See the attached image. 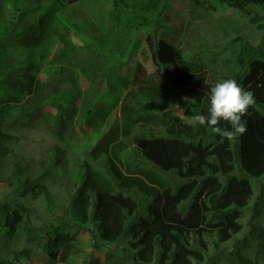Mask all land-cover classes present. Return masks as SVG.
<instances>
[{
    "label": "trees",
    "instance_id": "16d2710c",
    "mask_svg": "<svg viewBox=\"0 0 264 264\" xmlns=\"http://www.w3.org/2000/svg\"><path fill=\"white\" fill-rule=\"evenodd\" d=\"M55 1L69 6L81 0ZM206 1L193 4L203 8ZM213 1L264 30L259 14L251 10H264V0ZM52 23L55 29L44 31L42 22H12L0 34V124L20 122L44 104L58 103L57 115H63L64 92L53 84L55 88L41 95L45 84L37 74L54 57L55 46L73 42L65 28ZM163 38L152 33L145 38L155 71L148 73L137 62L130 78L120 83L126 92L120 116L85 153L84 176L70 203L71 221L87 224L92 251L113 246L115 251L109 247L105 252L107 263L114 258L117 264H152L159 251L158 264H219L227 259L248 264L242 251L252 242L264 264V225L258 223L264 215V45L238 37L229 66L216 80L209 77L201 57L187 56L180 45ZM102 77L103 92L111 95L108 74ZM99 99L95 94L93 103L81 104L84 124ZM173 100L183 109L184 119L169 113ZM115 106H102L94 114L104 121ZM138 123L148 134L133 137L136 154L146 166L170 175L172 183L157 177L152 168L132 170L125 162L124 140ZM100 159L104 169L97 167ZM116 163H125V172ZM252 182L257 183V194ZM40 191L49 200L44 186ZM136 193L146 200L145 213L137 218L141 202L134 199ZM248 206L246 232L233 241L232 250L216 244L209 252L205 236L215 233L219 243L231 241L244 228ZM27 212L21 206L12 211L0 199V239H12L22 223L25 232L23 247L0 254V264H30L39 250L48 255L46 264H68L82 251L77 232L56 233L45 246L46 231L23 222Z\"/></svg>",
    "mask_w": 264,
    "mask_h": 264
},
{
    "label": "rangeland",
    "instance_id": "374dc122",
    "mask_svg": "<svg viewBox=\"0 0 264 264\" xmlns=\"http://www.w3.org/2000/svg\"><path fill=\"white\" fill-rule=\"evenodd\" d=\"M251 10L259 14V24L264 25V10L257 7H251ZM12 22H42L44 31L55 29L52 23L55 22L66 29L65 33L70 40L73 38V42L70 48L55 46L51 50L54 57L46 65L42 64L37 72L41 83L46 86H42L41 95L57 84V89L64 92L61 101L65 108L63 115H57L58 103L44 104L40 111L20 122L13 119L0 124V199L12 211L20 206L28 210L23 222L28 227L46 231L45 246L56 233L77 232L82 251L70 257L68 264H86L93 258H98L100 264H117L114 258L109 259L112 263H107L105 257L107 249L112 247L113 250V246L106 244L99 251H92L91 234L84 230L88 228L87 224L76 225L71 221L69 210L77 185L84 176L85 153L120 116V105L126 94L120 83L130 78L137 62L148 73L156 69L145 36L156 34L176 42L187 56L201 57L207 65L209 77L217 80L233 58L236 46L233 42L243 37L254 46H263L264 30H259L258 25L244 14L222 7L213 0H207L203 8L195 6L193 0H81L69 6L60 5L55 0H0V34ZM103 73L108 74L111 95L103 92ZM95 94H100V99L94 103L86 125L81 104L93 103ZM111 103L116 106L104 121L100 120L94 112ZM171 106V115L185 118L183 109L174 100ZM141 124L138 123L131 130V137L124 140L127 143L124 159L132 170L145 166L144 170L151 171L153 168L139 158L133 144L134 136L148 134ZM97 167L104 169L102 159ZM118 167L125 172V163ZM153 170L157 177L172 183L170 175ZM235 175H240L238 170ZM252 183L254 194H257V183ZM42 186L47 189L49 200L41 193ZM134 199L141 202L134 215L137 218L144 215L146 200L140 193H136ZM249 206L242 219L244 228L231 241L219 243L215 233L205 236L209 252L216 244L220 249L232 250L233 241L240 240L246 232ZM62 223L67 226L63 227ZM258 223L264 225V215ZM22 226L23 223L12 239H0V254L23 247L25 232ZM88 226L95 231L92 225ZM247 243L249 246L242 255L248 264H263L261 257L255 254L253 243ZM160 255L158 251L152 264L159 263ZM41 262L46 264L49 258L39 250L30 264ZM124 264L134 263L126 261ZM219 264H234V260L227 259Z\"/></svg>",
    "mask_w": 264,
    "mask_h": 264
},
{
    "label": "clouds",
    "instance_id": "9594fccd",
    "mask_svg": "<svg viewBox=\"0 0 264 264\" xmlns=\"http://www.w3.org/2000/svg\"><path fill=\"white\" fill-rule=\"evenodd\" d=\"M146 37V36H145ZM146 43V42H145Z\"/></svg>",
    "mask_w": 264,
    "mask_h": 264
}]
</instances>
